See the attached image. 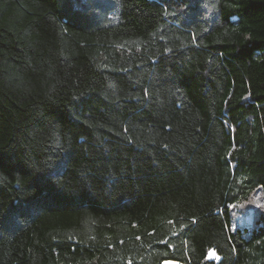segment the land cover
I'll return each instance as SVG.
<instances>
[{
	"label": "trees",
	"instance_id": "1",
	"mask_svg": "<svg viewBox=\"0 0 264 264\" xmlns=\"http://www.w3.org/2000/svg\"><path fill=\"white\" fill-rule=\"evenodd\" d=\"M257 195L264 0H0V264H264Z\"/></svg>",
	"mask_w": 264,
	"mask_h": 264
},
{
	"label": "rangeland",
	"instance_id": "2",
	"mask_svg": "<svg viewBox=\"0 0 264 264\" xmlns=\"http://www.w3.org/2000/svg\"><path fill=\"white\" fill-rule=\"evenodd\" d=\"M254 205L255 207L264 208V200L262 199L260 195H257L255 197ZM235 212H236V215L240 214L238 216V222L241 224H246L248 229H251V220H252V214L254 212V209L251 207H248V208L236 207ZM170 263L174 264L175 262H165L164 264H170ZM175 264H178V263H175Z\"/></svg>",
	"mask_w": 264,
	"mask_h": 264
},
{
	"label": "snow or ice",
	"instance_id": "3",
	"mask_svg": "<svg viewBox=\"0 0 264 264\" xmlns=\"http://www.w3.org/2000/svg\"><path fill=\"white\" fill-rule=\"evenodd\" d=\"M214 255H215V253H214Z\"/></svg>",
	"mask_w": 264,
	"mask_h": 264
}]
</instances>
